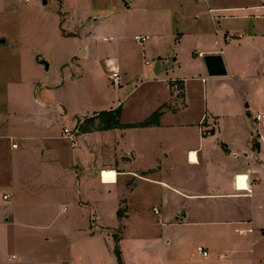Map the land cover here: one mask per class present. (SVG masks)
<instances>
[{
  "label": "crops",
  "instance_id": "obj_1",
  "mask_svg": "<svg viewBox=\"0 0 264 264\" xmlns=\"http://www.w3.org/2000/svg\"><path fill=\"white\" fill-rule=\"evenodd\" d=\"M56 1L63 7L60 15L74 27L64 37L84 40L78 34L82 24L77 25L88 19L78 14L93 0ZM121 1L96 9L90 20L96 26L115 20L118 42L134 33V41L147 37L139 44L144 48L152 41L146 50L155 64L129 69L124 56L101 60L89 44L84 58L70 56L72 62H82L84 72L99 60L108 76L111 69L119 70L121 82L113 89L116 102L112 96L101 109L77 117L70 126L63 102L53 99L56 86L37 82L30 88L29 101L23 103L40 107L30 117L19 111L6 83L0 89L5 95L0 101L5 112L0 121V236L20 228L31 231L42 245L51 243L54 236L37 231H50L56 213L72 209L70 226L61 231H69L71 224L76 230L83 219V237L93 246L107 240L116 243L113 230L125 225L119 239L122 257L124 247L131 254L163 238L167 255L158 264H194L195 251L205 264H264V1ZM2 44L6 39H0ZM117 49L123 50V43ZM207 55H221L227 75L210 76ZM37 58L46 60L43 55L33 60L41 77L44 65ZM157 62L165 65L159 73L154 70ZM50 70L51 65L46 71ZM116 109H121L116 129L79 131L73 138L64 133L65 128L74 131L86 119ZM157 112L159 124L138 126ZM105 170L115 171L114 183L103 181ZM110 188L119 201L112 210L114 227L103 224L111 212ZM148 188L159 190V208L153 211L162 215L155 225L159 231H149V236L148 231L128 229L137 205L131 207L132 202L148 195ZM160 188L170 196L163 199ZM168 199L175 202L172 208ZM47 218L52 222L44 224ZM113 258V264H119L116 255ZM132 258L131 254L124 259L132 264ZM17 260L14 254L8 262Z\"/></svg>",
  "mask_w": 264,
  "mask_h": 264
},
{
  "label": "rangeland",
  "instance_id": "obj_2",
  "mask_svg": "<svg viewBox=\"0 0 264 264\" xmlns=\"http://www.w3.org/2000/svg\"><path fill=\"white\" fill-rule=\"evenodd\" d=\"M249 1L250 4H262L264 0ZM121 3V0H93L89 9L83 7L84 10L78 14V17L86 14L88 21L86 24L79 22L77 25L78 28L81 24L83 27L78 33L84 37V40H81L79 37H64V35H70L68 31L74 32V27L70 19L65 20V16L60 15L63 7L56 0H49V4L46 6H43L42 0H0V39L7 41L6 45H0V89H4L5 83L8 85L7 89L11 90V97L18 103V109L24 117L34 115L37 113L36 109H40L36 104L32 107L31 102L23 103L29 101L31 96L29 90L37 82H44L45 85L57 87L53 99L63 102L64 107H62L68 114L67 121L72 126L77 117L92 114L93 111L101 109L103 103L111 101L112 96H114L115 102L118 98V94L113 91L116 86L109 80L108 71L101 60H105L107 57L120 58L124 56L128 60L127 67L137 70L143 68L144 65L146 66V62L150 65L155 64L156 61H152L149 52L146 50L152 41L143 48L134 41V33L118 42L119 34L116 30L118 26L115 25V20L102 22L98 26L90 20L96 9L105 5L118 6ZM114 12V15H117V11ZM105 37H114L116 42L105 43L103 41ZM120 43H123L124 49L119 51L117 47ZM16 44L19 45L16 46ZM88 44L93 46L95 52L100 53L99 58L101 56V60L91 64L93 70L90 71L89 68L84 72L82 62L77 60L72 62L70 56L75 53L76 57L84 58ZM32 53L34 57L31 55ZM37 55H43L46 62L51 65L49 72L45 70V66L41 67V77L35 71V67H38L35 63ZM71 62L74 66L71 65ZM76 64L80 66H76ZM174 70H178L177 63ZM171 73L169 75L173 76ZM251 90L255 91V89ZM241 98L243 97L241 96ZM4 99L5 95L0 93V101ZM4 113L3 107H1L0 121L3 120ZM251 113L256 114L257 112L252 110ZM102 179L105 183H114L116 181L115 171H103ZM243 179L246 180L245 177ZM148 189V195L141 196L139 199L134 198L131 207L136 202L137 205L131 210L128 222L129 231H148L147 236H149V231H159L155 225L162 216L158 217L153 211L154 207L159 208L161 197L159 190ZM160 189L163 191V199L164 196L169 195L164 188ZM115 193L116 190L110 188V194L113 196L109 200L108 208L111 212H108L103 221V224L108 227H114L117 223V219L114 218V211H112L119 202ZM168 200L167 206L172 208L175 202L173 203L174 200L172 199ZM35 207L33 205L31 208L30 213L32 212V215H34ZM122 210L124 211L123 208ZM161 210L164 214L165 208H161ZM59 211L54 217L53 226H49L50 231H37L54 236L51 243L42 245L30 235L29 232L31 231H21L20 228L4 234L5 237L0 236V264H113L115 262V258H113L116 255L115 247L118 245L120 249L119 239L122 237L123 231H126L125 225L122 224L113 230L116 243L113 240V242L107 240L100 241L93 246L88 238L83 237L86 232L81 231L83 219L78 221L76 230L71 224L69 231H61V228L70 226L67 220L75 215V212L72 209L64 214L61 209ZM120 218L122 217L120 216ZM50 222L52 220L49 221L48 218L43 221L44 224ZM56 236H61V238L57 239ZM111 248L112 250H110ZM143 249L145 250L142 248L140 250L134 249L131 253L133 256L132 264H158L167 255L163 238L159 239L155 245H147ZM124 250L123 264H130L127 262L128 259L125 260L124 258L131 254L126 247ZM14 254H17L18 260L9 263L8 259ZM193 255L196 256L194 264H205V262L200 261L198 251H195Z\"/></svg>",
  "mask_w": 264,
  "mask_h": 264
},
{
  "label": "trees",
  "instance_id": "obj_3",
  "mask_svg": "<svg viewBox=\"0 0 264 264\" xmlns=\"http://www.w3.org/2000/svg\"><path fill=\"white\" fill-rule=\"evenodd\" d=\"M121 109H116L110 112H102L95 117L86 119L84 123L79 125V130L82 133H91L96 131H105L116 129L120 126ZM160 113H154L145 122L139 124L140 127H149L159 124ZM115 254L119 264H123L122 255L118 245L115 247Z\"/></svg>",
  "mask_w": 264,
  "mask_h": 264
},
{
  "label": "water",
  "instance_id": "obj_4",
  "mask_svg": "<svg viewBox=\"0 0 264 264\" xmlns=\"http://www.w3.org/2000/svg\"><path fill=\"white\" fill-rule=\"evenodd\" d=\"M42 1L45 5L47 4L46 0H42ZM37 61L41 65H44L46 70L49 69V64L46 61L44 60L39 61L38 58H37ZM204 62L206 64L207 71L210 76L218 77V76L227 75L226 66L224 64V60L221 55H207L204 57ZM163 66L165 65H162L160 62H157L155 69H154L155 73H159L160 69Z\"/></svg>",
  "mask_w": 264,
  "mask_h": 264
},
{
  "label": "built area",
  "instance_id": "obj_5",
  "mask_svg": "<svg viewBox=\"0 0 264 264\" xmlns=\"http://www.w3.org/2000/svg\"><path fill=\"white\" fill-rule=\"evenodd\" d=\"M146 40H147V37H140V36L135 37V41H137L138 43H143ZM109 80L111 81V83L113 85H116V86L119 85L120 84V72H119V70L111 69V73L109 75ZM257 120H258V117H257ZM79 131H80L79 126L74 131H70L67 128L64 129V133L66 134V136H68L70 138L75 137L79 133ZM208 135H210V133H208ZM246 190H247L248 196H251L252 191L249 190L248 188ZM4 198L7 199L8 196H5ZM201 253L203 254V256H205V257L207 256V252L201 251Z\"/></svg>",
  "mask_w": 264,
  "mask_h": 264
}]
</instances>
